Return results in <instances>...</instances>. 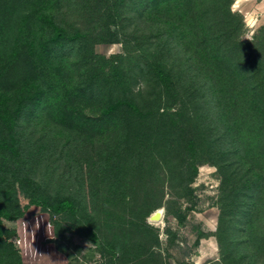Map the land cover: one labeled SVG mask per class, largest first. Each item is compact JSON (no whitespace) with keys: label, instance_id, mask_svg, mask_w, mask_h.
Instances as JSON below:
<instances>
[{"label":"rangeland","instance_id":"obj_1","mask_svg":"<svg viewBox=\"0 0 264 264\" xmlns=\"http://www.w3.org/2000/svg\"><path fill=\"white\" fill-rule=\"evenodd\" d=\"M24 2L8 0L13 27L32 22ZM47 2L55 26L44 28L46 41L61 28L79 33L78 42H49L52 53L40 60L22 41L11 53L12 29L4 21L0 30V94L31 81V93L12 105L13 122L0 112L8 140L0 144L2 240L17 257L10 261L0 241V264H264V129L253 112L236 110L238 77L215 67L205 49L201 57L197 37L213 29L190 25L197 13L187 0L138 20L141 10L127 0L115 21L94 0ZM229 9L243 19V41H264V0H233ZM150 63L169 74L170 88ZM112 67L121 81L102 86ZM22 175L76 212L29 207ZM246 181L258 184L250 190ZM158 210L160 221H150Z\"/></svg>","mask_w":264,"mask_h":264},{"label":"trees","instance_id":"obj_2","mask_svg":"<svg viewBox=\"0 0 264 264\" xmlns=\"http://www.w3.org/2000/svg\"><path fill=\"white\" fill-rule=\"evenodd\" d=\"M25 1L26 2L24 3L28 6V10L31 11L30 16H32V22L30 24V17L27 16L23 20V24L16 23L17 27H13V24L10 25L8 22H6L7 12L9 13L10 11L6 10L8 0H0V30L2 28H5L3 23H8L10 25L9 28H11L12 30L5 28L7 30L6 32H12L11 35H13V38L16 41V44L11 48V53L16 51L19 43H21L22 41V48L31 46V51H33L35 47L40 59L42 58V56H47L49 55V53H52L50 48L48 47L49 42H55V40L57 39L72 44L80 40L79 33H76L73 36H69L68 33H66V31L62 30L61 28H52L51 39L49 41H46V38L43 34L44 28L47 27V30L51 29L49 26H47V24L51 25L52 27L55 26L53 22V14L46 6L48 4L47 0ZM89 1L90 0H86L87 4H89ZM91 1L93 3V0ZM96 1L97 0H94V4L97 6V8L104 6L105 9L111 12L110 19L115 21L118 11L121 9V12L125 9L124 7L127 0ZM169 1L170 0H129L130 4L134 5V8L141 10L139 12V18H137V20L142 19L144 14H152V12H155L159 7L163 9L164 6L169 5ZM188 1V4L193 7L197 13V15L195 14L193 16L194 18H192L190 25H198L200 23V28L202 27L204 29L205 27H207L210 30L213 29L210 35H203L200 37L201 39L197 37L199 44L203 46V43L205 46L202 47L203 50L201 57H205V54H203V51L205 49L207 51L206 59L212 61L215 67H219V69L225 68L228 71L227 76H230L231 74L232 76L238 77V79L235 78V80L236 83H240L239 86H237L239 87V89H233L232 92L235 93L234 95H236L242 103L237 106L238 109L236 110L240 112L239 109L243 111L246 109V112H253L254 116L259 120V123H262V128L264 129V41L257 40L256 38H252V41H243L241 39L240 34L242 29L244 28V22L239 14L231 13L229 9V6L233 0H187V2ZM208 4H211L213 6H207ZM156 5H158V8H155ZM124 12L121 14V16L125 15ZM26 27H30L31 31L29 33L26 32ZM216 27L219 28V31L216 29ZM28 36H30L31 38L29 41ZM3 66L8 68V62ZM150 66L153 71L152 75L158 81V83H160L164 89L170 88V76L162 68V66L155 63H150ZM204 76L205 75H203V77ZM121 79V71L116 67H112L110 77L104 78L102 86H108V84H105L106 82H108L109 84H118ZM30 89L31 81H26L20 84L18 87L12 89L9 93L0 94V112H4V115L6 116L11 115L9 123H12L14 118L18 115L17 112H12L13 103L21 97L31 93ZM91 92L94 91L91 89ZM138 115H140V113L135 112V114H133V117ZM261 119L262 122H260ZM155 127L159 128V125L156 123ZM2 135L3 133L0 135V144H3L5 147H7L8 140L7 138L2 139ZM15 142L16 141H14V144L11 143V147L8 148L9 158L16 152ZM185 148L187 150L189 164L193 167L190 168L195 171L194 165L191 164L196 151L193 141L187 140V146H185ZM10 164H12V162H9L6 167H8ZM21 179L22 185H25V183L27 182V196H29L30 198L29 207L37 206L41 207L43 210L48 209V211H50L54 215H70L76 212L77 208L72 203V201L61 197H54V199L49 200L42 195L37 185L36 189H33L34 183L28 180V177L26 175H22ZM256 182V184H258V181ZM256 184L255 182H253L252 184V181H246L244 184V188L251 190L256 187ZM253 198L255 201L253 202L252 199L253 203L250 204V211H254L255 215L257 216L259 213L258 205H260L261 202L260 191H254ZM233 207H235L233 208V210H236L237 214L238 211L242 208L241 206H238L236 202L235 206ZM4 210L5 208L0 207L1 243H3L4 241L2 240V238L4 237V233L1 227V223L8 217L7 214H5V217H1ZM23 211L25 210L23 209ZM3 247L6 250H11V254H6L5 256L10 261L14 262L17 257L14 255L16 253L12 251L13 249L11 243H3Z\"/></svg>","mask_w":264,"mask_h":264},{"label":"water","instance_id":"obj_3","mask_svg":"<svg viewBox=\"0 0 264 264\" xmlns=\"http://www.w3.org/2000/svg\"><path fill=\"white\" fill-rule=\"evenodd\" d=\"M161 213L159 210L153 213L150 217L149 220L152 222H158L161 219Z\"/></svg>","mask_w":264,"mask_h":264},{"label":"bare ground","instance_id":"obj_4","mask_svg":"<svg viewBox=\"0 0 264 264\" xmlns=\"http://www.w3.org/2000/svg\"><path fill=\"white\" fill-rule=\"evenodd\" d=\"M160 211V210H159ZM161 212V211H160Z\"/></svg>","mask_w":264,"mask_h":264},{"label":"crops","instance_id":"obj_5","mask_svg":"<svg viewBox=\"0 0 264 264\" xmlns=\"http://www.w3.org/2000/svg\"><path fill=\"white\" fill-rule=\"evenodd\" d=\"M258 18V17H257Z\"/></svg>","mask_w":264,"mask_h":264}]
</instances>
